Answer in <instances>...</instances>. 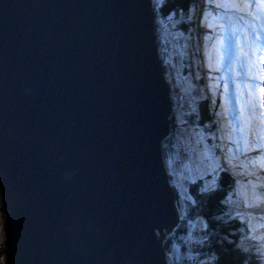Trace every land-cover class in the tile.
Wrapping results in <instances>:
<instances>
[{
	"label": "water",
	"instance_id": "obj_1",
	"mask_svg": "<svg viewBox=\"0 0 264 264\" xmlns=\"http://www.w3.org/2000/svg\"><path fill=\"white\" fill-rule=\"evenodd\" d=\"M153 5L0 0L10 264H183L164 246L183 221L163 153L173 91Z\"/></svg>",
	"mask_w": 264,
	"mask_h": 264
},
{
	"label": "trees",
	"instance_id": "obj_2",
	"mask_svg": "<svg viewBox=\"0 0 264 264\" xmlns=\"http://www.w3.org/2000/svg\"><path fill=\"white\" fill-rule=\"evenodd\" d=\"M197 1L198 0H168V7L166 6L165 9V12H167L171 9L173 10L176 7L178 8L180 15L184 17H181L182 21L180 22L181 25L179 29L184 30L186 32V35H189V38L191 35V30H189V27L194 22V20L190 18V14L191 11L195 8V4L197 3ZM192 83L194 84V87L196 89L195 92H197L200 87L201 80L196 79V81H192ZM197 97L199 100L196 99V109L195 107L192 108V106H189L187 101H183L182 97L180 98V100H177L175 98L176 101L173 102V108L180 110L178 116L181 121L183 120L182 122L184 124L193 123L194 125H200L206 118L207 120H209V115L207 114V101L204 99H200L198 93ZM174 121V116H171V125H173ZM211 129H213V127H211ZM172 135L173 132L169 135L170 138H167L168 141L171 139ZM230 182L231 180L229 179L227 173L223 172L219 177L218 185L214 186V188L210 192H205L200 195L198 194L199 182L193 184L190 188V194H196L198 198H206L207 204H205L204 209L203 206H201L200 202H198V208L189 206L190 209L188 217L194 218L195 216L193 217V214H196L200 221L208 220L212 224L211 228H213L214 232V237L212 241L213 243H208V245L204 248V253L206 254V257L208 258L209 255V257H211L210 264H243V261L246 259L249 261V264H255L256 258L255 256L250 255V253L248 252L249 248L247 251L248 254L244 251V249H247V246L245 244L243 235L239 229V219H232V217H235L237 215V212H233L230 210L227 212H223V209L221 207L222 205L219 204L221 198L225 199L226 203L229 204L237 203L235 201V197L233 198V200H231L228 196L231 193L233 194V192L231 191ZM208 203H212V205ZM226 206L230 207V205L228 204ZM215 217H222V219L217 220L215 219ZM3 221L5 226L4 216ZM183 234L184 225L181 224L180 228L176 229L171 235L167 237L164 242V246L168 254L169 252H171V247L174 242L181 241ZM250 249H252L251 245ZM3 251L4 249L0 247V254H2ZM169 260L171 261L170 258Z\"/></svg>",
	"mask_w": 264,
	"mask_h": 264
},
{
	"label": "snow or ice",
	"instance_id": "obj_3",
	"mask_svg": "<svg viewBox=\"0 0 264 264\" xmlns=\"http://www.w3.org/2000/svg\"><path fill=\"white\" fill-rule=\"evenodd\" d=\"M229 3L232 7L236 8L237 11H245L247 10L249 14H251V11L253 8H255L256 12L261 14V19H264V0H229ZM217 7H223L224 4L217 3ZM253 19H256V16H253ZM209 27H212L209 25ZM250 27L253 30V34L255 36V40L257 42L260 41V36L256 34V26L250 25ZM260 31L264 32V26L260 28ZM247 38V37H245ZM205 39H208V37H205ZM254 47H259V44H254ZM221 47H224L225 50H227L226 45H222V43L218 40L215 45H213L214 51H216V59L217 64H209V68L212 71H216L219 68V60L221 59L219 55V50ZM264 62V57L258 56V59L256 61L257 65V73L259 71L258 65ZM211 79V77H210ZM264 87V86H261ZM261 99H264V94H262ZM215 103V101H213ZM258 103V102H256ZM225 112H228V109L225 108ZM217 115H222L221 113H217ZM260 115L264 116V106L260 107ZM237 123L231 125L233 131H238L240 133L241 137L245 136V132L247 131L248 136L246 139L243 140V151L241 152V156L243 157V160L240 164L234 165L232 163V158L228 157L227 155L224 157L225 164L228 165V167H221L220 163L216 162L215 167L212 168L210 174H216V173H222V172H228L234 179V183L236 185H240L241 181L239 179H235L237 173L234 171L235 168H240L242 171L239 173L240 176H248V177H255V179H248L247 185H250V189H247L243 194V207L248 209H254L257 211L264 212V192H258V188L264 189V183L258 184L256 181H259L261 179V176L259 173L249 171L250 167L259 168L260 173H264V119H261L259 121V128L255 127V123L252 117L251 113L244 114L242 110V118L237 117L236 118ZM230 144H236L237 148L236 151H240V145L241 140L240 138L230 139ZM223 151V148H221ZM195 151V150H193ZM232 149H229V152H231ZM199 156L202 159H208L206 152L205 153H199ZM169 175H174V171H170ZM218 190V189H217ZM209 191L208 189L201 188L200 192H206ZM182 199L185 200H191L190 197H183ZM221 203H225V200H221ZM0 208H3L2 202H0ZM5 216V226L3 231V248L4 251L2 254H0V264H10V256L8 252V224L7 220L10 219V217L7 216V213H4ZM179 218L183 220L185 217L183 215V212H181ZM215 219L220 220L222 217H215ZM232 219H239L241 224H248L247 231L257 232L258 229L251 224V220L245 221L244 216L241 213H237L235 217H232ZM261 221H264V215H262L259 218ZM204 228H207V224H204ZM260 229H264V223L260 225ZM155 235L159 236V232H155ZM248 239L255 240V241H264V231H260V234L258 236H249ZM200 243H203V241H200ZM253 247H256L257 249V264H264V243H259V246L257 247L256 244L253 245ZM245 252L248 251V249H244ZM189 260H197V257L195 256H189ZM198 264H208L206 260H199ZM243 264H249V261L246 259L243 261Z\"/></svg>",
	"mask_w": 264,
	"mask_h": 264
},
{
	"label": "rangeland",
	"instance_id": "obj_4",
	"mask_svg": "<svg viewBox=\"0 0 264 264\" xmlns=\"http://www.w3.org/2000/svg\"><path fill=\"white\" fill-rule=\"evenodd\" d=\"M163 0H154L155 3V8L160 4V2H162ZM203 1V0H202ZM217 3H221L220 1L218 2H214L213 4H217ZM200 10V8H199ZM214 10V9H212ZM160 16V14H157V18ZM231 16V15H229ZM236 17V18H235ZM242 22L241 17H238L237 15L235 16H231L229 21L230 22H225L223 23V27H226L227 33L230 35V32L232 31V33L235 30V27L232 25V23L234 22V20ZM167 23L166 21H164L162 23L163 25V29H162V33L164 35V37H166V42L170 43L172 36L174 35V32L172 29H174L175 31L177 30V25L180 26V22H181V18L176 14V13H172L171 15H169L167 17ZM248 19H246L247 21ZM226 21V20H225ZM250 23L249 25H255L257 26V22H255L253 19H250ZM246 26V25H244ZM242 27L241 28V35L239 37H242L245 40V30L246 27ZM221 27V26H220ZM161 27L157 26V31L160 32ZM220 30V31H219ZM224 29L222 30L223 33ZM215 32L218 33L219 37L218 39H222L221 37V29L216 28L215 30H212V35H215ZM244 32V34H242ZM217 35V34H216ZM226 36V34H225ZM214 44L216 41V39L213 38ZM230 43V41H229ZM229 43H224L222 41V45H226ZM228 47V46H227ZM229 47L231 48V45H229ZM160 49L162 50L163 53V62L166 65V79L168 78L170 80V85L174 86L175 82L177 81L176 77H175V72H176V67L178 66V56L176 53V49H175V44H173L170 48H168L165 44L160 46ZM240 47H238L236 45V50H239ZM228 50V49H227ZM226 51V50H225ZM174 65V68H172ZM176 65V67H175ZM227 77H228V71H225V77L224 79H226L227 81ZM216 84V81L214 82ZM224 86H225V82H224ZM226 88V86H225ZM178 90H182V87L178 88ZM225 90V89H224ZM224 90L222 91V94L224 93ZM210 97L212 98L211 94ZM221 99V96H220ZM177 111H173V116L175 118V122H174V127L171 129V132H173V135L171 136V139L166 142V146L163 148V153H164V158H165V163L167 166V171L168 174L170 171H174V175L170 176V181L174 184L175 189L178 192H181V195L183 197H187V194L185 192L186 190V185L188 182H190L191 177H192V172L194 173V168H193V163H194V159L195 157L192 155L190 148H189V144H188V137L191 140L190 137V131L188 130V128L193 124H184L179 116L176 113ZM196 114V113H195ZM195 125H193V131L194 135L196 138H198V136H200V131L199 129H197V132L195 131ZM193 143L194 141L191 140ZM190 141V142H191ZM195 150V149H194ZM195 152V151H194ZM197 173V171H196ZM191 198V197H190ZM192 201V203H191ZM0 202H2V195H1V189H0ZM190 204H194V199L189 200ZM179 213L182 212L180 204H179ZM3 231H4V221H3V214L1 212V208H0V247L3 248ZM202 236V234H200ZM197 239L195 240V238L193 237V234H191L188 238L184 239L183 238V242L179 243L177 245H175L171 251V259L173 260V258L176 259L177 255H182L184 252H182V249L184 250L185 248L188 247L192 248L195 243H196ZM197 246V245H196ZM188 251H191V249H189ZM202 254L201 249H199L198 254L200 255Z\"/></svg>",
	"mask_w": 264,
	"mask_h": 264
},
{
	"label": "bare ground",
	"instance_id": "obj_5",
	"mask_svg": "<svg viewBox=\"0 0 264 264\" xmlns=\"http://www.w3.org/2000/svg\"><path fill=\"white\" fill-rule=\"evenodd\" d=\"M229 1V0H228ZM256 10H253V13L254 14H256V12H255ZM239 12V11H238ZM241 12V14L244 16V17H246V14L245 13H243L242 11H240ZM238 15H240V13L238 14ZM261 17V16H260ZM256 18H257V16H256ZM203 19L204 20H201V21H204V23H205V19L206 18H204L203 17ZM215 20H218V16L215 18ZM239 20V19H238ZM259 20H262L261 18L259 19ZM212 21V20H211ZM249 23H250V20L248 21V24H246V22H245V24H246V26H244V23H242L240 20L239 21H237V23H235L234 25H236V27L235 28H242L243 26L244 27H246V30L245 31H249V38H250V34H251V40H249L248 39V43H247V46H246V42L242 39V37H239V36H234L233 34H232V36H231V40H232V43L234 44H236L237 45V42L238 41H240V47H242V50L243 51H245V53H246V57L245 56H242V57H240V56H236V59H235V61H236V66H235V69H236V71L233 69V73H240V72H238V71H242V64H241V60H244L246 63H248L249 65H251V67H252V65H253V69H254V71L255 72H257V65H256V61H257V59H258V56H260V57H264V47H263V45H262V43L259 41V42H257L256 40H255V37H254V35H252L253 34V32L251 33L250 32V25H249ZM208 26V25H207ZM215 26H217V24H215ZM202 28V31L204 32V27L203 26H201ZM237 30V29H236ZM259 31V30H258ZM238 32V31H237ZM236 32V33H237ZM239 34H241V33H239ZM243 34V33H242ZM259 36H261V35H259ZM219 36L218 35H216V39L218 38ZM212 38H214V35L212 36ZM261 38V37H260ZM213 41V40H212ZM211 41V42H212ZM217 43V42H216ZM254 44H259V47H254L253 45ZM238 46V45H237ZM215 57H216V55H214ZM250 57H251V60H250ZM204 60H205V66L203 67V69H204V72H205V75H206V77L208 76V78H210L211 77V75H216V76H218L219 75V73H220V71L218 70H216V71H212V70H210V68H209V59L208 58H205L204 57ZM211 62V61H210ZM263 63L264 62H261L259 65H258V69H259V71H258V73H257V75H253V72H250V71H248L249 73H247V74H242V75H239V77L240 78H244V76H248L249 78H247V76H246V80H249L250 81V78L252 77L255 81L257 80V84H259V85H255V87H257L259 90H261V89H264V87H261L262 85H264V80H263V77H264V70H263V72H262V67L261 66H264L263 65ZM211 64H213V63H211ZM263 82V83H262ZM246 84V83H245ZM249 85H251L252 86V88L254 87L253 86V81L251 80V82L249 83ZM207 90H209V87H214V86H210L209 84H207ZM218 90V89H217ZM263 92H264V90H263ZM240 94V97H239V100L241 101V104H240V110H243V109H245V111H243V113L244 114H247V113H251L252 114V117H253V120H254V123H255V127L257 126V123L259 124V121L261 120V119H264V116H261L260 115V107L262 106V105H258V106H255L254 104H255V100H254V98L256 99V102H260V99H258V97L257 96H254V95H252L251 96V94H249V95H247V96H244L242 93H239ZM221 97H222V99H223V101H224V99L226 98L225 97V92H224V94H221ZM251 99V104H250V102L249 103H247V101H248V99ZM226 100V99H225ZM224 105V104H223ZM264 106V105H263ZM225 108H226V106L224 105L223 106V109L225 110ZM219 113H221V111H219ZM228 116H227V112H226V122L228 123V121H229V119L227 118ZM224 120V117L222 118V116L220 117V120ZM233 120V119H232ZM221 125H223V124H221ZM227 127H228V129H227V136H226V142L225 143H228V144H230L229 143V140L230 139H235V138H240V140L242 139V140H244V139H246L247 138V136H248V133H247V131L245 132V136L244 137H241L240 136V133H238V136L236 137L235 136V134H234V132L233 131H231L230 130V127L227 125ZM230 148L232 149V151H234V150H236V148H237V145L236 144H230ZM243 151V143H242V145H241V147H240V151H236V154H235V158L234 159H232V161H236V160H238V158H240L241 160H243V157L241 156V152ZM258 184H260V183H258ZM258 192H264V189H261V188H258ZM257 225H258V223H257ZM260 231H264V229H262V230H260Z\"/></svg>",
	"mask_w": 264,
	"mask_h": 264
}]
</instances>
